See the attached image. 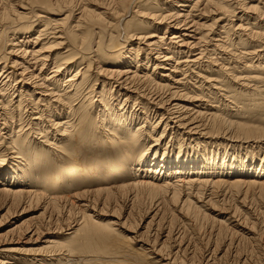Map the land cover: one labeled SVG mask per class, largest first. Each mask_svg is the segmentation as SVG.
Instances as JSON below:
<instances>
[{
  "label": "bare ground",
  "instance_id": "bare-ground-1",
  "mask_svg": "<svg viewBox=\"0 0 264 264\" xmlns=\"http://www.w3.org/2000/svg\"><path fill=\"white\" fill-rule=\"evenodd\" d=\"M261 152L264 0H0L5 213L36 204L47 223L66 214V235L78 230L88 246L112 244L115 222L91 215L97 200L127 191L136 200L170 198L197 219L192 195L264 197ZM119 174L125 182L104 186ZM24 225L28 240L39 234ZM126 239L132 256L160 264L162 246L134 250ZM42 243L9 249L0 264L77 263L76 247Z\"/></svg>",
  "mask_w": 264,
  "mask_h": 264
},
{
  "label": "rangeland",
  "instance_id": "rangeland-1",
  "mask_svg": "<svg viewBox=\"0 0 264 264\" xmlns=\"http://www.w3.org/2000/svg\"><path fill=\"white\" fill-rule=\"evenodd\" d=\"M16 1L18 2L19 0ZM51 12L55 13L56 11ZM128 18L129 16H126V19ZM128 43H125L124 46L127 47ZM123 50L125 49L123 48ZM148 69L150 72L151 68L149 67ZM91 70L94 71V69ZM156 73L153 74V77L158 74ZM95 87L96 91H99L100 84L99 86L98 84L95 85ZM89 134H96V132L90 129ZM236 142L239 143L238 141ZM239 144L243 148H255L253 143L240 142ZM225 145L228 148L229 143H225ZM105 146V143L103 145L100 144L99 148ZM229 149H232V147L230 146ZM239 153L243 155L241 149ZM260 155L262 156L264 153L261 152ZM217 160L218 158L215 159V161ZM231 175L233 174H229L227 177H232ZM122 182H125V179L123 175L119 174L117 178L114 177L112 180L107 181V185L104 184V186ZM130 193L127 191L121 196H116V200L108 201L109 203L107 204L97 200L93 209L94 212H91V215L93 213L95 220H97L94 214L98 213L100 219L97 220L98 222L106 223L111 220L115 224L111 227L113 232L112 244L109 242L103 245L93 244L91 246L80 240L82 232L78 230L72 237L66 235L65 226L68 224L67 221H64L67 218L66 214L63 213L59 217H53L55 221L52 220L51 223H47V214L42 211L43 209L38 208L36 204L34 207H27L24 212H20L21 210L17 211L14 207H11V213H5L9 205L4 207L3 204L2 208L0 197V234H4L22 222L20 226L7 232L8 236L5 234L3 242L0 244V260H4L3 257L7 255L6 251L9 249L30 250L38 248L43 245L42 242L46 238L51 237L58 240V244L64 246L72 245L71 248L76 247L78 249L73 252V256L77 258V263L74 264H151L150 261L145 263L142 260L143 258L132 256L128 252L123 243V240L127 238L128 247L134 250H144L149 246L159 249L162 246V251H159V256H157L160 264H264V197H259V199H256L257 201L254 198L253 201L249 197L246 202H241L240 199L236 200L226 191L213 197H210L207 191L201 196L192 195L193 198L192 196L189 198L190 204L196 206L201 214L199 218L195 219L191 213L186 214L185 211H180L178 203H173L170 198H167L166 202H160L159 200L150 202L145 197L141 200L133 199V193ZM181 201H183L182 198ZM242 215H248L249 217L247 216V219H244ZM78 217L79 214H76L73 218L76 220ZM25 223L26 225L30 224L29 226L31 227L39 226V231L36 233L39 234L32 236V239L28 240L31 234L25 235ZM236 223L241 226L236 227ZM76 243H78V246ZM177 249L185 250L175 253ZM164 250L165 252H163ZM26 254L30 253L27 252ZM88 255L91 256L88 261L82 262L78 260V258L84 259ZM152 256L154 257L155 255ZM18 258L20 257H16V259ZM63 258L52 260L48 264H65ZM28 259L30 258L28 257ZM12 262L13 264H30L26 260L25 262L8 260L4 264H12Z\"/></svg>",
  "mask_w": 264,
  "mask_h": 264
}]
</instances>
